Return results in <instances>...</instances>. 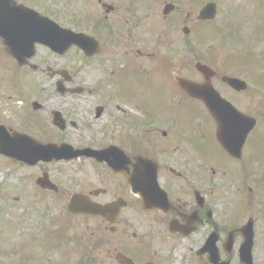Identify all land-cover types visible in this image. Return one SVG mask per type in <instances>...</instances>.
Returning <instances> with one entry per match:
<instances>
[{"label": "flooded vegetation", "instance_id": "1", "mask_svg": "<svg viewBox=\"0 0 264 264\" xmlns=\"http://www.w3.org/2000/svg\"><path fill=\"white\" fill-rule=\"evenodd\" d=\"M253 1L255 27L232 29L247 44L206 52L207 0H0V140L86 150L35 164L0 153V264H264V0ZM59 28L86 39L63 53L37 41ZM201 62L218 118L181 84L204 81ZM16 206L18 234L4 221Z\"/></svg>", "mask_w": 264, "mask_h": 264}, {"label": "water", "instance_id": "2", "mask_svg": "<svg viewBox=\"0 0 264 264\" xmlns=\"http://www.w3.org/2000/svg\"><path fill=\"white\" fill-rule=\"evenodd\" d=\"M216 15L217 5L211 2L206 4V6L202 9L200 18L206 20L214 19ZM69 38L70 42L67 43L65 34H63L62 31L57 32L55 29H50L49 32L46 31L43 34L38 35V39L40 41L48 44L52 49L60 52H64L66 50L65 47L68 46L69 43H80L83 37L80 35H70ZM197 67L205 76V81L198 84L190 79H182L181 84L192 97L201 98L206 103L207 107H209L213 116L218 118V108L216 107V99L218 98L215 96V90L212 85L213 71L211 67L202 63H198ZM233 80L235 79H231L229 82L233 83ZM254 125L255 123L252 124L251 129L254 128ZM85 151L86 150H74L73 146L67 144H62L61 146H57L53 143L42 144L19 133H14V135L10 138L0 140V153L30 164H35L38 160H60L64 157L70 159L77 157L78 155H83ZM71 207H73V205Z\"/></svg>", "mask_w": 264, "mask_h": 264}, {"label": "rangeland", "instance_id": "3", "mask_svg": "<svg viewBox=\"0 0 264 264\" xmlns=\"http://www.w3.org/2000/svg\"><path fill=\"white\" fill-rule=\"evenodd\" d=\"M210 1V0H207ZM218 3V17L217 21L215 22L216 30H214V26H208L206 28V32H208L207 36V42L201 41L203 44L200 46L201 50L208 52L209 49L212 48H217L218 50L224 46H238L242 44H247L244 41V38H248L249 35H244V38L241 39L240 35L238 33H233L232 29L234 25H237L238 20L237 19H242L244 21V26L245 29L250 30L253 29L254 26V21L251 19L252 14H254L257 10L256 8V3L253 0H212ZM239 24V22H238ZM230 28L228 29V27ZM237 29H239L237 27ZM212 33H215L214 35ZM212 37V38H211ZM227 37V38H225ZM211 38V40L209 39ZM222 38V39H221ZM253 43H255L253 41ZM251 43V44H253ZM250 44V45H251ZM226 52L220 51L219 54L220 56H224ZM226 56V55H225ZM228 56V54H227ZM248 56L246 55L245 59L247 60ZM249 62V61H248ZM254 65H258L257 62H251ZM48 95V93H45ZM259 100H254L253 102V107L254 111H257L256 108L260 107L259 105ZM258 137V135H257ZM259 138V137H258ZM258 147V146H257ZM12 168L10 167L5 169V172L10 171L11 173L13 172ZM1 180H9L7 178H3L2 174L0 173V181ZM5 221V227L6 229H9L10 232L12 233H17L18 234V229H19V222L21 221V211L20 209L18 210V207L16 206V209L12 210L11 213H8L6 217L4 218ZM17 237V236H16ZM14 239L15 242H18L19 238L17 237Z\"/></svg>", "mask_w": 264, "mask_h": 264}]
</instances>
